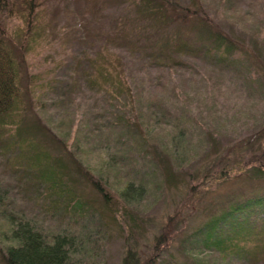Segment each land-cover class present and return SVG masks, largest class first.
Masks as SVG:
<instances>
[{"label":"rangeland","instance_id":"obj_1","mask_svg":"<svg viewBox=\"0 0 264 264\" xmlns=\"http://www.w3.org/2000/svg\"><path fill=\"white\" fill-rule=\"evenodd\" d=\"M39 1L45 11V18L51 21L57 19L51 13L57 8L62 10L64 20L68 18L63 9L65 1L71 7L84 4L82 0ZM177 1L191 4V0ZM201 2L221 24V29L233 38L236 51L214 47L208 38L203 37L207 43L205 53H173L180 56L179 61L186 59L180 64L156 68L157 64L154 66L152 62L134 57L133 60H127L123 67L125 82L132 94L130 98L116 100V97L109 95H97L101 104L96 107L88 96L85 83L74 89L64 83L59 89L65 92L61 102L54 104L52 98H44V107L36 109L51 130L66 137L71 145L77 143L78 147H74L75 156L82 167L98 177L111 191L121 195L120 198L129 208L120 211L122 215L112 213L107 219L108 226L101 223L96 214L81 217L78 212L61 220L58 226L56 222L48 220L40 225V219L37 220V224L46 231L57 227L59 231L75 235L77 246L74 257L78 259V264H123L129 248L133 249V259L138 256L142 259L153 251V244L161 234L165 235L164 240L167 242L162 246L164 250L161 254L165 256L168 249L173 248L172 251L179 252L177 240L182 239L184 231L190 233L193 231L191 229L204 224L211 211L219 213L227 197L254 192L259 185L264 184L263 179L256 180L243 172L225 182L216 175L218 168L213 170V175L210 169L206 170L208 165L217 162L215 158L225 148L234 146L264 126L263 63L250 37L246 34L244 40L241 35V32L246 31L257 35L264 42V28L258 31L257 16L260 15V7H264V0ZM123 6L118 7V10H123ZM75 14L78 17L77 11ZM0 16L8 29L20 24V20L11 17L7 11H2ZM108 19L98 23L91 21L89 28L93 30L98 26L105 31ZM67 24L65 22L63 26ZM64 27L54 34L62 37L63 42L51 40L40 48L37 44L39 52L36 56L33 54L31 59L34 70L46 69L58 60L62 66L58 70L59 76L69 80L70 73L74 74L77 65L72 58L73 51L83 48L93 53L101 45L125 51L118 45L103 43L98 36L88 37V46L80 48L72 31L66 33ZM192 32L196 35V32ZM48 54V61L42 62L40 58ZM53 76L48 74L47 78ZM50 95L59 98L56 91ZM70 98H73L71 103ZM95 111L100 114L102 124L93 115ZM79 124L91 131L96 127L100 129L96 130V134L89 135L91 137L76 136ZM154 148L163 152L165 157L156 159L157 151ZM15 160L13 156L7 159L0 151V190L4 189V199L10 200V204L3 205H10L13 211L20 212L22 209L24 213L31 212L35 217L38 206L23 201L13 186L16 178V165L13 166ZM56 161H62V158L56 157ZM171 167L174 171L168 174ZM130 182L137 189L133 188L136 192L126 189L131 193L127 195L122 191ZM140 190L141 193H138ZM87 193L93 197L95 192L87 190ZM39 194L45 195L41 190ZM93 199L101 201L98 195ZM4 206L0 205L2 251L14 243L11 225L4 217L9 208ZM172 216L177 220L171 221ZM122 222H125L123 227ZM198 241L201 242V236L195 235L187 246L196 247L201 244ZM207 250L208 247L203 253ZM0 264H3L2 260Z\"/></svg>","mask_w":264,"mask_h":264},{"label":"trees","instance_id":"obj_2","mask_svg":"<svg viewBox=\"0 0 264 264\" xmlns=\"http://www.w3.org/2000/svg\"><path fill=\"white\" fill-rule=\"evenodd\" d=\"M82 1L83 5L74 7L65 1L63 9L68 17L65 20L61 9L51 11L57 16L52 21L58 22L53 26V22L45 18L39 0H0V15L2 11H7V14L20 20V24L8 29L0 16V151L7 159L11 156L16 158L13 186L19 197L38 206L35 217L30 211V214L24 213L22 209L20 212L13 211L10 205H3L10 204V200H5L6 191L0 190V205L9 208L4 217L11 225L14 242L7 245L5 251L0 247L3 264H78V259L74 257L77 246L75 235L59 231L57 227L46 231L40 225L48 220L56 222L58 226L61 220L76 212L81 217L96 214L101 223L107 225L112 213L122 215L120 211L129 210L121 195L111 191L98 177L82 167L75 156L74 147H78L77 143L71 145L66 137L58 135L45 124L37 112L38 107H44V98H52V102L57 104L65 95L64 91L59 90L62 84L68 83L74 89L85 83L88 96L99 107L101 103L97 95H109L116 97V100L132 96L125 82L123 67L127 60H133L134 57L152 62L154 66L157 64L156 68L180 64L186 59L179 61L180 56L173 53H205L207 43L203 37L208 38L214 47L236 51L233 38L221 29V24L207 12L201 0H191V4L179 3L177 0ZM122 4L123 10L119 11L118 7ZM258 13V31H261L264 28V7L261 6ZM88 14L90 16L87 18ZM107 17L106 32L98 26L93 30L89 28L91 21L98 23ZM65 22L68 24L64 27ZM63 27L66 33L72 31L80 48L88 46V37L98 36L103 43L118 45L125 51L102 45L93 53L83 48L73 51L72 58L77 65L74 74L70 73L69 80L59 76L58 70L62 66L58 60L46 69L34 70L31 59L33 54L36 56L39 52L37 44L40 48L51 40L63 42L62 37L54 35ZM246 34L258 51V58L264 67V42L257 35L246 31L241 32L244 40ZM49 56L40 59L42 62L48 61ZM48 74L54 76L47 78ZM79 78L83 81H78ZM54 91L59 98L50 95ZM71 101L73 98L69 99ZM93 115L102 124L100 114L95 111ZM97 129L100 127L92 131L83 129L79 124L76 136L91 137L89 135L96 134ZM68 133L65 135L68 136ZM156 151V159L165 157L163 152ZM56 157L62 158V161H56ZM215 160L217 162L208 165L206 170L210 169L211 174L218 168L216 175L225 182L243 172L256 180L263 179L264 183V126L234 146L225 148ZM172 170L173 167L168 174ZM128 188L131 192L137 189L130 182L122 192L131 194L126 190ZM40 190L46 196L39 194ZM87 190H93L94 196L98 195L101 201L93 199V195L89 196ZM39 219L40 225L37 224ZM174 219V216L170 218L171 221ZM124 223H121L122 227ZM191 230L190 233L184 231L182 239L178 238L179 252L167 248L165 256L168 257L161 254L164 250L162 246L167 243L165 235L161 234L153 244V251L142 259L140 256L133 259V249H127L123 264H264V184L259 185L254 192L227 197L219 213L211 211L208 221ZM195 235L201 236V242L198 241L201 244L196 247L190 244L188 247L187 244ZM206 247L209 250L203 253Z\"/></svg>","mask_w":264,"mask_h":264}]
</instances>
